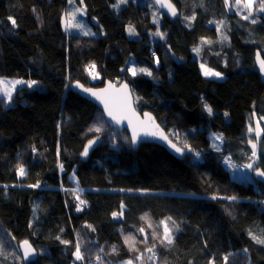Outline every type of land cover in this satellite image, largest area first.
<instances>
[{
  "label": "trees",
  "instance_id": "trees-1",
  "mask_svg": "<svg viewBox=\"0 0 264 264\" xmlns=\"http://www.w3.org/2000/svg\"><path fill=\"white\" fill-rule=\"evenodd\" d=\"M170 2L180 17L158 11L153 22L147 3L116 12L115 0H83L101 30L84 37L63 33L69 0H0V77L36 81L15 88L10 103L0 98V264H264V245L249 235L264 238V183L256 181L258 191L222 165L226 155L249 162L251 139L264 171V84L254 67L256 51L264 58V13L245 20L225 0ZM199 61L225 78H204ZM107 81L130 86L136 110L153 115L182 159L155 144L134 149L126 131L71 91L75 82ZM250 116L262 128L255 139ZM210 132L222 136L218 150ZM161 221L173 229L171 245L160 242ZM25 240L38 253L34 262L19 255ZM77 244L83 260L73 255Z\"/></svg>",
  "mask_w": 264,
  "mask_h": 264
},
{
  "label": "water",
  "instance_id": "water-1",
  "mask_svg": "<svg viewBox=\"0 0 264 264\" xmlns=\"http://www.w3.org/2000/svg\"><path fill=\"white\" fill-rule=\"evenodd\" d=\"M151 1L157 6L159 11L163 15L170 17L172 19L180 17V14L178 13L176 8L175 9H176L177 15L173 16L168 8L161 7L160 4L156 2V0H151ZM61 24H62L63 33L64 35H66L67 34V21H66L65 13L62 15ZM258 54L261 59H264L261 53L259 51H256L254 54V67L260 77L261 82L264 84V73H261L260 66L257 61ZM77 84H79L81 87H76L75 85ZM125 85H127V88L124 87ZM83 89H90L91 92L97 93L100 96V99H97L96 96L91 95L89 92H86ZM71 91L79 95L81 98L94 104L101 111L103 118L107 125L115 129L117 132L126 131L129 137V140L134 149L139 148L142 144H155V145L165 148L167 152L173 155L175 158L177 159L183 158V154L176 152L175 149L170 146V144L172 145H175V144L170 140V138L164 132V130L157 124L153 115L150 113L142 114L136 110L131 88L126 82H122L119 85H114L113 83L107 81L104 83L102 87H99V88L85 87L84 85L75 82L71 85ZM105 104H107L108 108L115 115H117V117L119 118V123H117L115 120H113L109 116L108 111H106L105 109ZM148 117H151V119L149 120ZM134 131L136 133V143L135 144L132 143ZM149 133H152V134H149ZM161 133L167 137L166 140L160 138ZM92 141H94V143L88 149L87 155L85 156L82 153L80 157L81 161H85L88 158L89 154L92 152V150H94L95 147H97V145L101 142L100 139H96ZM88 144L89 142L86 144V146ZM253 177L256 181L264 183V177L257 176L256 172L253 174ZM29 244L34 249V253L29 258V260L23 259L24 250L20 248L19 246L20 243L18 245L19 255L24 263L34 262L38 258L37 251L35 250V248L30 242Z\"/></svg>",
  "mask_w": 264,
  "mask_h": 264
},
{
  "label": "snow or ice",
  "instance_id": "snow-or-ice-1",
  "mask_svg": "<svg viewBox=\"0 0 264 264\" xmlns=\"http://www.w3.org/2000/svg\"><path fill=\"white\" fill-rule=\"evenodd\" d=\"M81 3H83V0H80ZM127 0H116V3L113 4L112 6L114 8H119L121 4H124L126 3ZM156 2L158 4H160L161 7H166L169 9V11L171 12V14L173 16H176L177 15V12H176V9L175 7L169 2V0H156ZM69 3H73V0H69ZM236 5L237 6H241L243 7L244 9H247V15L243 16L242 18L247 20L249 19V17H252L253 14H254V11L256 12H261V13H264V0H236ZM225 6L226 8H229L230 7V4H229V0H225ZM76 12H79L80 15H84V12L81 10V9H76L75 12H72V13H68L66 14V18L70 17L71 20H75L76 18ZM239 14V12L237 13ZM194 19V17H193ZM9 20L11 21V24H12V27L15 28L17 27L18 25L16 24V21L15 19L9 17ZM155 22V21H154ZM190 22V20H189ZM257 22V20L255 18H253L251 20V23L255 24ZM211 23V22H210ZM223 23V21L219 22L217 24V30L219 31L220 30V25ZM77 28H80L82 29V25L80 24H76L75 25ZM129 33L130 34H133L134 30L129 27L128 29ZM85 34H92V33H85ZM155 35H159L161 37V39H163V34H161L159 31H157L155 33ZM226 39V37H225ZM194 51H199V49H194ZM257 61L259 63V66H260V71L261 73H264V59H261L259 54L257 56ZM95 68V65H90L89 66V74L92 75V71ZM201 68L204 72V75L205 76H214L216 78H222V74L219 73V72H214L208 68H206L203 64L201 65ZM141 72H145L146 74L150 75L151 73H148L146 69H140ZM132 74L135 75L136 74V70L133 69L132 70ZM95 78V76L93 77ZM24 83H27V87L29 88H32L35 84H36V81H22V80H12V81H4L2 79H0V93L3 94V96L8 100V101H11L12 99V91L14 90L15 88V85L17 84H24ZM76 87H81L79 84L75 85ZM111 87V85H110ZM125 88H127V85L124 86ZM84 91L86 92H89L91 95L93 96H96L97 99H100V96L95 93V92H91L90 89H83ZM103 102V101H102ZM105 109L106 111H108V114L109 116L115 120L117 123H119V118L117 117V115H115L109 108H108V105L105 104ZM204 109L209 113V115L212 114V109L209 105L205 104L204 105ZM147 115V114H146ZM225 115L227 116V113H225ZM148 119L150 120L151 117H148ZM260 119H264V117H260ZM91 130V129H90ZM96 131H99V129L97 128ZM252 129L249 128V132H251ZM149 134H152V133H149ZM257 135L259 136L260 135V129L258 128L257 129ZM160 138L161 139H167L166 136H164L162 133L160 135ZM216 139H221V137H216ZM94 143V141H89V144L85 147L84 149V152H83V155H87L88 153V149L92 146V144ZM132 143L135 144L136 143V133L135 131L133 132V139H132ZM171 147H173L175 149L176 152L178 153H182V150L178 147H176L175 145H172L170 144ZM185 147H187V145H185ZM253 153L252 155L255 156L256 153H255V145H253ZM188 151H192L191 148H188ZM195 155L197 157H199V153H195ZM228 161L226 160V163ZM254 164H255V160H253L251 163H248L246 165H244L245 168L249 169V170H253V167H254ZM255 172H256V175L259 176V177H264V171H261L259 168H255L254 169ZM17 173L19 176H23L25 175V170L23 167H18L17 169ZM213 199H215V197H213ZM232 199H235V197H232ZM86 202L84 200H79V204L77 205V208L76 210L77 211H81V207L80 205H84ZM122 215V213H121ZM117 216V213H113V217L115 218ZM141 219H147V217H141ZM168 220H171V218H167ZM162 224H164V232L162 234V236L160 237V242L162 245H171L173 243V235H172V231L173 229L169 228L167 226V222L166 221H161ZM175 222H173L174 224ZM90 227V226H89ZM141 232H143V229H140ZM250 235V238L254 240L255 243L257 244H260V245H264V238H259L253 234H249ZM57 239H60L59 237H57ZM131 238L130 237H125V241L126 243L130 240ZM155 239V237H154ZM61 243L62 244H67L68 242L67 241H64V240H61ZM20 248H22L24 250V257L23 259L24 260H29V258L33 255L34 253V249L32 248V246L29 244V242L27 240L25 241H22L20 242ZM155 247V245H153V248ZM153 248H148L147 250L149 252H152L153 253V257H150V258H154L155 257V253L153 252ZM101 251H103V249H101ZM113 251H115V246H113ZM245 251H247V249H245ZM0 254H3V250L2 248H0ZM73 255L75 256V259L76 260H83L84 257L81 253V249H80V245L77 244L76 245V249H75V252L73 253ZM97 261L99 262L100 261V257L97 256L96 257ZM139 259V257L137 258ZM225 260H227V257L225 258ZM126 264H132L131 261H127ZM209 264H212V262H209Z\"/></svg>",
  "mask_w": 264,
  "mask_h": 264
},
{
  "label": "rangeland",
  "instance_id": "rangeland-1",
  "mask_svg": "<svg viewBox=\"0 0 264 264\" xmlns=\"http://www.w3.org/2000/svg\"><path fill=\"white\" fill-rule=\"evenodd\" d=\"M150 1L151 0H127V2L124 3V4H121L119 8H114L112 6V10L118 12L119 10L124 8L129 2H143V3H147L150 6V8H151L153 22L154 21L157 22L158 21L157 15H158V11L159 10L155 9L153 4H152L153 2L152 1L150 2ZM115 3H116V0H115ZM230 3H232V5H231L232 6V11H243L245 13V15H247V9H244L241 6H237L236 5V0H229V4ZM76 9H81L84 12V15H80L79 12H76L75 20H71L70 17L66 18V21H67V35L68 36L95 37V36H98L99 34H101L100 33V31H101L100 29H96L90 24L89 20L87 19L86 10H85L83 4L80 2V0H73V3H69L66 14L75 12ZM76 24L82 25V29L77 28L75 26ZM129 27H131V26L130 25L126 26L127 36L130 39H134L133 35H134L135 32H133V34H130L129 31H128ZM89 32L92 33V34H85V33H89ZM202 64L203 63L201 61H199V70H200V72H201V74H202V76L204 78L214 79V80H218V81H221V80H223L225 78V75L222 74V73H221L222 74V78H216L214 76H205L204 72H203V70L201 68ZM205 67L208 68L207 66H205ZM208 69H210V68H208ZM210 70H212V69H210ZM212 71L217 72L215 70H212ZM0 79H2L4 81H12V80H22V81H24L23 79H18V78H4V77H0ZM97 80H99L98 76H97ZM25 85H26V83L17 84V85H15V88L20 87V86H25ZM15 88L12 91V95H13V93L15 91ZM0 98L4 99L6 102L10 103V101H8L3 96L2 93H0ZM249 128L252 129L251 132H249ZM258 128L260 129V133H261L262 132L261 126L257 123V121H256L254 116H250L249 117V125H248V137L252 138V139L258 138L259 137L257 135V129ZM216 137H221V139H216ZM208 138L210 140L211 147L213 149L218 150L219 147L222 144V141H223L222 136L220 134H218V133L210 132L208 134ZM249 141L251 142V147L252 148H253V145H255V150H256V148H257L256 144L254 142H252L251 139ZM226 160L228 161L227 163H226ZM253 160H255V164H254L253 170H249V169L244 167V165H246L248 163H251ZM256 163H257V156H253V155H252V158L250 157L249 162L245 161V162H242V163H238L235 160H233L230 155H226V157H224L223 160H222V165L229 172V174L232 177V179H234L236 181H239V182H243L246 185L253 184L255 189L259 191V188H258V185L256 183V180L253 177V174L255 173L254 169L256 168V166H255Z\"/></svg>",
  "mask_w": 264,
  "mask_h": 264
},
{
  "label": "built area",
  "instance_id": "built-area-1",
  "mask_svg": "<svg viewBox=\"0 0 264 264\" xmlns=\"http://www.w3.org/2000/svg\"><path fill=\"white\" fill-rule=\"evenodd\" d=\"M92 73H93V70H91ZM92 77H94V73L92 74ZM36 87V84L31 88V89H34Z\"/></svg>",
  "mask_w": 264,
  "mask_h": 264
}]
</instances>
